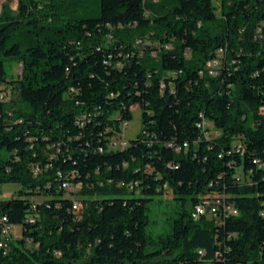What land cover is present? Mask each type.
<instances>
[{
  "label": "trees",
  "instance_id": "trees-1",
  "mask_svg": "<svg viewBox=\"0 0 264 264\" xmlns=\"http://www.w3.org/2000/svg\"><path fill=\"white\" fill-rule=\"evenodd\" d=\"M133 105L141 131L113 148ZM263 106L264 0H18L0 14V192L21 187L0 214L22 233L0 264H264ZM213 190L239 213L194 218Z\"/></svg>",
  "mask_w": 264,
  "mask_h": 264
},
{
  "label": "built area",
  "instance_id": "built-area-1",
  "mask_svg": "<svg viewBox=\"0 0 264 264\" xmlns=\"http://www.w3.org/2000/svg\"><path fill=\"white\" fill-rule=\"evenodd\" d=\"M138 43H143V39H138ZM223 53V49H219L218 56L208 61V67L209 72L211 74H216L217 70L216 68L220 66L221 64V55ZM135 106V105H133ZM133 109V107H132ZM261 111L264 112V106L261 107ZM128 123L125 122L123 125V128ZM199 127H201L204 131L205 136H209V127L207 123H205V120H203L201 123H199ZM123 131L120 135L113 136L110 141V146L113 148H124L128 145L129 139L125 140L122 139ZM185 146H187V143H185ZM258 162L257 160H255ZM119 186H125L128 189H136L138 183L137 182H118ZM61 187L65 189H73L74 191H80L82 189V186H76V182H71L69 180H62ZM168 191V190H167ZM83 198V197H82ZM82 198H75L73 197V204H72V210L80 215L85 207V203L82 200ZM198 207H206V214L210 215H218L217 212L219 209L223 210V213L229 214V215H237L239 213L238 207L233 203H227L225 199V195L223 193H219L217 191H212L208 194H205L204 196H201V200L198 204L195 205L194 209L192 210V216L194 217V214H198ZM28 221H35L34 216H30L28 218ZM14 226L21 225L13 223ZM14 238V237H5V219L1 218L0 214V248L8 249V240ZM200 253H203L202 250L199 251Z\"/></svg>",
  "mask_w": 264,
  "mask_h": 264
},
{
  "label": "rangeland",
  "instance_id": "rangeland-1",
  "mask_svg": "<svg viewBox=\"0 0 264 264\" xmlns=\"http://www.w3.org/2000/svg\"><path fill=\"white\" fill-rule=\"evenodd\" d=\"M216 2L218 3L219 0H216ZM18 7V0H3L2 5L0 7V14L3 12V10H7V9H11L12 11L16 10ZM143 43H150L151 44V40L150 38H143ZM138 43V42H137ZM141 43H138L139 47ZM7 71H8V78H16L19 75V71H20V65L18 63H13L11 66L8 64L7 65ZM17 107V106H16ZM8 112L10 115L13 114V110L12 109H8ZM210 126V132L214 133L216 131V129L213 127L212 123L209 124ZM142 128V110L140 109V107L138 105L133 106V117L132 119L128 122L127 125L124 126L123 128V134H122V139H132L135 138L139 132L141 131ZM21 187V185L17 182H6L2 185V191L0 192V199L4 198V197H8L11 196L15 191H17L19 188ZM83 189V187H82ZM82 189H80V191H74L73 189H67L66 190V195L67 196H72L75 198H82L83 194H82ZM165 201L161 200V201H157V203H154L152 206V226L150 227V229H152L154 234H158V233H163L166 231V228H168V213H169V209L171 207L170 204H167V202L170 201V199L172 198V190H168L165 194ZM159 197L156 196V199H158ZM11 235L12 237H16V236H20L21 233L18 230H12L11 231Z\"/></svg>",
  "mask_w": 264,
  "mask_h": 264
},
{
  "label": "bare ground",
  "instance_id": "bare-ground-1",
  "mask_svg": "<svg viewBox=\"0 0 264 264\" xmlns=\"http://www.w3.org/2000/svg\"><path fill=\"white\" fill-rule=\"evenodd\" d=\"M2 2H3V0H0V7L2 5ZM205 123H207V125L209 126V124L211 122L207 121ZM209 130H210V126H209ZM217 133H218V131H215L214 133H211L209 131V134H217ZM205 214H206V207H198V214H194V218H199L201 215H205ZM1 218L5 219V237H12L11 231L15 230V229L20 231V233H22V230H21L22 228L19 226H14V224L12 222H9L6 215L1 216ZM16 237H18V236H16Z\"/></svg>",
  "mask_w": 264,
  "mask_h": 264
}]
</instances>
